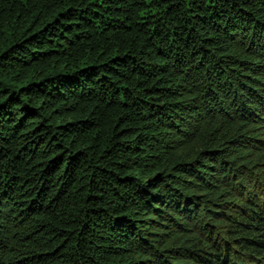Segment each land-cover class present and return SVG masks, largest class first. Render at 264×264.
Listing matches in <instances>:
<instances>
[{"label":"trees","instance_id":"obj_1","mask_svg":"<svg viewBox=\"0 0 264 264\" xmlns=\"http://www.w3.org/2000/svg\"><path fill=\"white\" fill-rule=\"evenodd\" d=\"M264 264V0H0V264Z\"/></svg>","mask_w":264,"mask_h":264},{"label":"rangeland","instance_id":"obj_2","mask_svg":"<svg viewBox=\"0 0 264 264\" xmlns=\"http://www.w3.org/2000/svg\"><path fill=\"white\" fill-rule=\"evenodd\" d=\"M254 261L252 262V264H259V261H257L255 258H252Z\"/></svg>","mask_w":264,"mask_h":264}]
</instances>
